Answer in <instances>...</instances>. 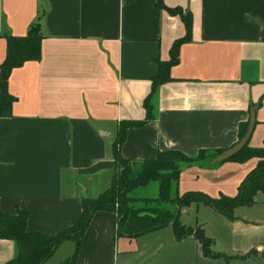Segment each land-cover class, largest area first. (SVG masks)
<instances>
[{
  "label": "crops",
  "instance_id": "obj_1",
  "mask_svg": "<svg viewBox=\"0 0 264 264\" xmlns=\"http://www.w3.org/2000/svg\"><path fill=\"white\" fill-rule=\"evenodd\" d=\"M162 1L191 13V39L179 49L171 81L157 91L155 121L129 128L121 155L140 161L164 150L188 157L201 149L226 150L253 108L249 146L261 147L264 0ZM36 23L43 35L40 59L11 71L8 91L16 101L11 116L0 118V210H26L28 232L55 235L78 220L82 198L109 187L117 124L144 119L142 102L156 73L155 60H167L172 42L185 31L179 17L159 9L156 0H0V63L4 34L24 36ZM256 163L253 158L183 167L177 192L233 197ZM241 207L230 223H250L236 215ZM181 211L180 223L192 227L180 218ZM198 221L194 227L211 238ZM234 230L223 234L234 241ZM211 239L212 250L227 259L204 257L192 236L177 241L171 227L117 237L113 213L98 211L75 264H233L262 251L251 245L245 253L215 249ZM75 248V241L63 242L44 264H61ZM14 253L12 241L0 240V264Z\"/></svg>",
  "mask_w": 264,
  "mask_h": 264
},
{
  "label": "trees",
  "instance_id": "obj_2",
  "mask_svg": "<svg viewBox=\"0 0 264 264\" xmlns=\"http://www.w3.org/2000/svg\"><path fill=\"white\" fill-rule=\"evenodd\" d=\"M156 6L171 16L179 17L184 26V35L175 39L169 49L167 60L156 58V73L150 79V91L142 102L144 119L121 120L117 124L116 136L111 145L114 162L111 183L108 188L92 198L81 199V214L69 228L55 235L40 232H28L26 229L29 212L17 209L14 214L0 210V240L14 243L15 253L6 264H44L59 245L68 240L76 242L74 253L61 264H75L80 241L87 230L93 215L98 211L113 213L117 237L132 239L152 231L171 227L174 237L180 241L192 236L200 245L204 257L217 259L228 257L212 250L213 241L204 230L185 226L179 221L183 207L193 203H203L228 220H234V209L240 206L250 207L255 203L258 193H264V142L261 147L249 146V141L228 162L244 163L256 158L255 167L246 175L233 197L221 195L209 197L200 192L178 194L176 186L183 167L191 165H210L211 160L225 149H201L196 156L188 157L178 150L157 152L152 159L130 160L124 158L120 149L129 128L141 127L156 119L154 99L159 87L171 81L170 70L179 62V49L191 39L192 15L181 7H167L162 0H156ZM5 56L0 63V118L11 116L12 105L16 98L8 91V79L13 69L26 62L38 61L41 56L43 35L38 23L32 25L24 36H13L5 33ZM264 41V30L262 31ZM248 120L240 122L237 130V144L244 136ZM233 145V146H234ZM223 161V162H226ZM219 162L216 164H221ZM156 182L158 195L155 198L135 197L131 193L139 188ZM174 189V195L172 190Z\"/></svg>",
  "mask_w": 264,
  "mask_h": 264
},
{
  "label": "rangeland",
  "instance_id": "obj_3",
  "mask_svg": "<svg viewBox=\"0 0 264 264\" xmlns=\"http://www.w3.org/2000/svg\"><path fill=\"white\" fill-rule=\"evenodd\" d=\"M131 195L135 197L155 198L158 195V185L156 182L149 183L147 186L133 191ZM172 195H174V189L172 190ZM255 201L258 202L256 205L251 207L243 206L236 212L237 216L248 217L250 220L248 224H232L230 220L227 222V220L223 219L224 217L215 214L210 208L199 203L183 207L180 218L184 219L192 227L196 225V221L198 220L199 223L205 224L208 234L215 241V249L231 251L232 247H235V249L245 253L252 247L254 251L258 250V247H261V252L264 253V193L257 194ZM226 228L235 229L234 241H231L228 236L223 234L227 233L224 231ZM147 245V249H149L152 248L153 244L148 242ZM249 246L250 248L247 250ZM161 252L163 250L158 252V254ZM261 252L256 251V255L251 253L249 255L250 259L246 258L245 261L238 260L233 262V264H264ZM161 257L162 253L159 256L153 257V261H157Z\"/></svg>",
  "mask_w": 264,
  "mask_h": 264
},
{
  "label": "water",
  "instance_id": "obj_4",
  "mask_svg": "<svg viewBox=\"0 0 264 264\" xmlns=\"http://www.w3.org/2000/svg\"><path fill=\"white\" fill-rule=\"evenodd\" d=\"M255 124V110H250L248 126L242 139L234 146L226 149L211 160L212 164L223 162L235 155L249 140Z\"/></svg>",
  "mask_w": 264,
  "mask_h": 264
}]
</instances>
